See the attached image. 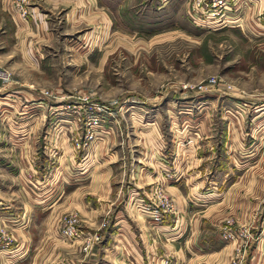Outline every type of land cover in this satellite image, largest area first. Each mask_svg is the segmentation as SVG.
Wrapping results in <instances>:
<instances>
[{"label": "rangeland", "instance_id": "374dc122", "mask_svg": "<svg viewBox=\"0 0 264 264\" xmlns=\"http://www.w3.org/2000/svg\"><path fill=\"white\" fill-rule=\"evenodd\" d=\"M205 1L194 8V0H122L119 16L101 9L108 23L89 6L84 23L67 29L52 17L53 34L40 43L34 65L21 64L15 25L11 18L4 23L0 67L10 79L0 82V146L28 138L29 129L37 134L35 149L21 150L20 165L6 161L14 150L7 155L0 147V201L20 209L18 219L8 216L21 234L40 235L36 224L51 209L60 240L70 242L59 233L68 218L85 232L81 200L94 211L101 206L102 199L86 192L97 189L102 165L110 174L109 198L119 193L104 218L95 214L100 229L111 211L132 205L128 191L134 188L144 200L161 189L174 210L168 184L178 182L183 196L196 198L185 183L191 187L200 170L212 181L200 190L212 188L217 199L229 190L228 203L253 206L264 230V0H228L220 10ZM208 20L221 24L209 26ZM206 77L216 80L208 90L189 88ZM90 117L101 121L87 145L77 147ZM227 131L235 145L226 150ZM209 139L211 153L202 144ZM101 157L113 160L101 164ZM227 220L235 229L231 215L221 226ZM239 228L251 237L247 248L257 239L256 228Z\"/></svg>", "mask_w": 264, "mask_h": 264}, {"label": "crops", "instance_id": "0c3cea01", "mask_svg": "<svg viewBox=\"0 0 264 264\" xmlns=\"http://www.w3.org/2000/svg\"><path fill=\"white\" fill-rule=\"evenodd\" d=\"M121 2L122 0H30L28 3L29 15L26 21H22L13 12L10 0H0V31H4V23L11 18L15 25L13 33L20 39V58L23 60L21 64L34 65L39 58L40 43L49 38L50 34H53L51 31L52 17H56L60 22L62 20V29H67V25L76 27L84 23L85 14L88 13L85 11H88L89 6L92 9L96 6L100 11H97L95 16L106 23L109 17L105 11H102L103 8L110 9L113 14L119 16ZM25 82L27 85H31L30 81L25 80L20 81V84ZM31 97H35V95ZM29 132H31L30 136L28 138L26 136L23 137L21 142L19 137L16 142L12 141L9 144L5 143L0 146L6 150L7 155L9 153L8 150L15 151V153L8 155L9 157H7L6 161L20 165L21 150L35 149L37 134L31 129H29ZM0 133H2V130H0ZM228 134L229 132L227 131L228 137L224 145L226 150L235 145L231 141L232 138H230L231 142L228 141ZM51 135L52 132L49 131L47 137L49 141ZM210 141L209 139L202 143L205 147H208V153H211L212 143ZM101 143L102 141H99V145ZM48 144L50 146L54 145L50 142ZM227 144L230 145L228 146ZM248 146H250L249 143ZM156 147L157 145L154 146V148ZM152 149L153 146H151ZM154 153L156 151L152 152L154 156L153 162L156 164L155 159L157 157ZM209 156L210 158L207 159L210 163L211 154ZM101 159L102 157L99 161ZM207 159L205 157V160ZM249 159V157H246L242 161ZM104 160H108L107 165H109L108 162L113 159L103 158L100 163L103 164ZM201 160V157H199L198 161L201 162ZM204 162L200 164L205 167L206 164ZM1 164L3 163L1 162ZM34 168L38 169L41 176L39 161L34 162ZM102 168L103 171L97 175V189L86 192L88 195L96 194L97 200L102 199L101 206H98V209L94 211L88 202L81 200V202H85L84 204L82 203L83 207L81 210L84 212L83 216L85 213L86 215L82 219L84 223L80 225V229L90 233L99 231L98 241L93 242L91 247L84 252L81 250L80 241L64 242L60 240L56 236L55 220L57 213H54V209L51 208L45 214V217L36 224L35 229L41 232H39L40 235L37 233L36 237L31 239L27 234L20 233L18 223L9 221L14 218L9 217L8 214L10 212L15 213L16 219H18L20 209L11 207L8 201L1 199L0 264H148L152 259L159 260L162 256H170L179 264H227L235 249L240 246L239 242H224L219 237L222 220L229 215L233 218L235 229L240 226H246L251 229L253 227L256 228L257 239L251 241L247 248V244L242 246L244 255L246 253L242 264H264V230L259 231L253 215L255 213L254 207L246 203L244 205L242 203L240 206L229 204L227 201V194H230L229 190H225L224 195L220 199L216 198V193H213L214 190L212 188L204 191L200 190L205 186L204 184L209 186V182H212L200 170H197L198 174H193L195 179L191 187H188L187 183H185L188 189L192 188L190 192L195 194L196 198L192 196L190 197L191 199H188L185 193L183 196L179 191L178 182L170 185L166 184L167 186L165 187L171 199L174 200L176 209L173 214L167 215L162 225H152L146 220L143 213L135 209V200L143 197L134 188V192L128 191L129 199L127 200L130 203V198L131 200L133 199L134 204L126 206L123 203V209L111 211L108 225L100 229L101 225L95 224L98 215L101 214L102 218L107 215V212H109L107 209L113 205L119 193V190L113 192L114 200L109 198L111 193L109 185L110 174L105 170V165H102ZM242 176H237L236 179ZM182 178L184 179L182 176L178 180L182 181ZM236 179L234 178V180ZM232 180L233 177H230V182ZM230 185L224 189H227ZM40 212L44 211L40 210ZM177 213L178 215H176ZM95 214H97L96 218L94 217ZM20 250H22L21 254Z\"/></svg>", "mask_w": 264, "mask_h": 264}, {"label": "built area", "instance_id": "2783aa9c", "mask_svg": "<svg viewBox=\"0 0 264 264\" xmlns=\"http://www.w3.org/2000/svg\"><path fill=\"white\" fill-rule=\"evenodd\" d=\"M30 0H10L11 8L13 12L22 20L26 21L29 15L28 11V3ZM226 1L228 0H212L209 6L224 8ZM194 8L201 5H208L205 0H194ZM215 12L213 14H217ZM260 16V15H259ZM261 17V16H260ZM208 25H220L221 22H213L212 20H208ZM217 25V26H218ZM10 79V72L6 68L0 67V82L5 83ZM216 82L214 77H206L205 79L188 85L189 88L194 89L198 92L206 91L210 87L214 85ZM184 88H187V85H183ZM226 88H230V85H225ZM101 119L97 117H90L87 120L88 129L86 128L85 133L83 134L82 139L79 142H76L77 147H84L87 145L88 141H90L94 132L92 131L94 127H97L98 122ZM161 189L154 190L150 192V195H145V200L140 198L138 199V203L136 205V209L139 210L145 216L146 220L152 225H162L163 221L166 219L167 215L174 213V207L170 202V199L167 198L164 194H162ZM231 221L227 220L221 226L219 231V237L226 242H239L240 246L237 247L229 260V264H242L244 251L242 250V246H246L250 240V235L248 231L244 228L234 229L231 228ZM60 236L68 240L72 241H80L81 250L86 252L93 242L99 240V235L97 233H88L82 232L77 229L74 218H68L63 222V225L60 228ZM148 264H179L170 256H162L159 260H151Z\"/></svg>", "mask_w": 264, "mask_h": 264}]
</instances>
